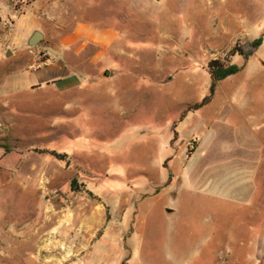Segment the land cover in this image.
Here are the masks:
<instances>
[{
  "label": "rangeland",
  "instance_id": "374dc122",
  "mask_svg": "<svg viewBox=\"0 0 264 264\" xmlns=\"http://www.w3.org/2000/svg\"><path fill=\"white\" fill-rule=\"evenodd\" d=\"M80 22L116 27L112 50L89 45L74 88L27 85ZM262 198L264 0H0V264H264Z\"/></svg>",
  "mask_w": 264,
  "mask_h": 264
},
{
  "label": "crops",
  "instance_id": "0c3cea01",
  "mask_svg": "<svg viewBox=\"0 0 264 264\" xmlns=\"http://www.w3.org/2000/svg\"><path fill=\"white\" fill-rule=\"evenodd\" d=\"M119 35L120 31L112 25H108L106 27H97L86 22L78 23L74 27L72 32L59 37V43L56 45V48L52 49V51H55V53L49 52L48 57L45 61L39 62V57L28 56V59L32 60L27 65L28 69L32 67L33 69L32 72L28 75L26 74V77L24 78L26 84L31 86H42L44 84L55 83L62 89H70L76 87L78 85L77 70L80 65V59H82L81 57L84 55L85 49L89 45H92L96 48L95 53L88 57L91 63L96 64L102 57H105V55L112 50L114 44L117 42ZM33 62L35 63L33 64ZM258 136L259 135L252 130L250 133H248V136L244 137L245 139H248L247 143L249 144V153L255 151L256 138ZM237 147L238 146H236V148ZM244 147L247 148V144ZM236 169L242 170L248 174L252 173L251 177L254 178L255 161L248 158L247 162L237 163ZM252 190L254 192L253 196H251L253 210L255 209L254 205L256 203L254 184L252 186ZM237 197L244 199L243 196ZM259 201L260 203H264V198L260 199ZM167 211L172 212L173 210L168 209ZM93 222L94 219H89V223ZM137 230L138 229L135 228L133 231H131V233H128L129 238H125V240L127 241L130 239V242L127 244L128 251L126 253L129 254L131 251V257L129 258H131V260H134V262L138 260L140 254V244L138 245L139 232ZM111 233L112 230H109L107 232V239L113 238ZM99 240L100 239H98L97 241ZM94 244L95 242L92 244L93 247ZM63 249L71 254L72 250L69 246L64 245ZM257 249L264 251V223L260 236L258 238V242L256 243L255 251ZM100 250L102 249L98 247L94 251L97 253ZM131 263H133V261ZM95 264H101V262Z\"/></svg>",
  "mask_w": 264,
  "mask_h": 264
},
{
  "label": "trees",
  "instance_id": "16d2710c",
  "mask_svg": "<svg viewBox=\"0 0 264 264\" xmlns=\"http://www.w3.org/2000/svg\"><path fill=\"white\" fill-rule=\"evenodd\" d=\"M261 43L262 39L260 38L252 42L245 41L242 43V41H238L229 52V57L240 55L247 59L256 53ZM208 67L213 78V88L218 82L235 75L240 71L238 65L230 63L228 56L225 58V61H222L221 59L211 60L208 64ZM207 101L208 99H205L201 105L206 104ZM53 154H56V152H53ZM59 157L62 158L63 155L61 156V154H59Z\"/></svg>",
  "mask_w": 264,
  "mask_h": 264
},
{
  "label": "water",
  "instance_id": "95a60500",
  "mask_svg": "<svg viewBox=\"0 0 264 264\" xmlns=\"http://www.w3.org/2000/svg\"><path fill=\"white\" fill-rule=\"evenodd\" d=\"M43 38H44V34L41 31L36 30L30 36V38L28 40V44H29V46H35V45L38 44V42H40L41 40H43ZM9 54H10V52H8V55Z\"/></svg>",
  "mask_w": 264,
  "mask_h": 264
}]
</instances>
